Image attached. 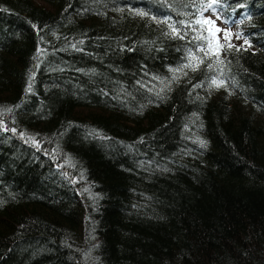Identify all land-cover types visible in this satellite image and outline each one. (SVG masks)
Segmentation results:
<instances>
[{
  "label": "trees",
  "instance_id": "1",
  "mask_svg": "<svg viewBox=\"0 0 264 264\" xmlns=\"http://www.w3.org/2000/svg\"><path fill=\"white\" fill-rule=\"evenodd\" d=\"M211 1L0 0V264H264V0Z\"/></svg>",
  "mask_w": 264,
  "mask_h": 264
},
{
  "label": "rangeland",
  "instance_id": "2",
  "mask_svg": "<svg viewBox=\"0 0 264 264\" xmlns=\"http://www.w3.org/2000/svg\"><path fill=\"white\" fill-rule=\"evenodd\" d=\"M205 12L206 13L202 14L198 20L201 22L197 23L195 27L197 29V32H199L200 35L203 37L206 48L208 47V49L213 52L218 51V49L216 48V45L223 44L224 39H225V34L223 31L216 33L214 29L218 27L220 29L227 30L230 34L229 37L235 36L236 31L232 29V25L230 23H227L226 21L222 19L220 13L217 12L216 7H214L213 9H207L206 7ZM217 17H220V18L218 19ZM206 19H211L212 21H214L215 22L214 25L203 23V21ZM209 44L212 45L211 48L209 47Z\"/></svg>",
  "mask_w": 264,
  "mask_h": 264
},
{
  "label": "snow or ice",
  "instance_id": "3",
  "mask_svg": "<svg viewBox=\"0 0 264 264\" xmlns=\"http://www.w3.org/2000/svg\"><path fill=\"white\" fill-rule=\"evenodd\" d=\"M216 6H217V5H216V0H212L211 3L207 4V9H213V8L216 7ZM139 14H140V15H144V13H139ZM217 18L219 19L220 17H217ZM197 22L200 23L201 21H197ZM203 23H205V24H210V25H214L215 22L212 21L211 19H206V20L203 21ZM173 31H175V29H173ZM214 31H215L216 33H219V32H221V31H223L224 34H225V39H228V37H229V35H230L229 32H228L227 30L220 29V28H218V27H216V28L214 29ZM235 35L237 36V38H239L240 33H236ZM247 43H248V41H245V44H247ZM209 47L211 48L212 45L209 44ZM233 47H234V46L231 45V43H229V44L227 45V50H231ZM216 48H217L218 50H223V49H224V46H223V45H220V44H217V45H216ZM201 50H203V49H201ZM236 50L239 51L240 49L237 48ZM214 54L218 55V52H215ZM185 67H192L193 70H195V65H192V64L186 65ZM209 67H211V65H209ZM213 84L216 85L217 87H220V86L223 85V81H220L219 83H217L216 80H213ZM29 90H30V89H29Z\"/></svg>",
  "mask_w": 264,
  "mask_h": 264
}]
</instances>
